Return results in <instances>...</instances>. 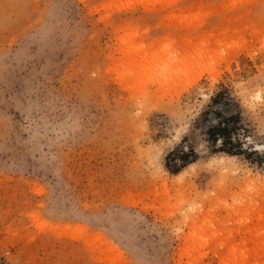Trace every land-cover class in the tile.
I'll use <instances>...</instances> for the list:
<instances>
[{
    "label": "rangeland",
    "instance_id": "rangeland-1",
    "mask_svg": "<svg viewBox=\"0 0 264 264\" xmlns=\"http://www.w3.org/2000/svg\"><path fill=\"white\" fill-rule=\"evenodd\" d=\"M0 264H264V0H0Z\"/></svg>",
    "mask_w": 264,
    "mask_h": 264
},
{
    "label": "trees",
    "instance_id": "trees-1",
    "mask_svg": "<svg viewBox=\"0 0 264 264\" xmlns=\"http://www.w3.org/2000/svg\"><path fill=\"white\" fill-rule=\"evenodd\" d=\"M213 102H217V95H215L212 98ZM205 113L207 110L205 109ZM217 115V111H216ZM218 116H222L221 112H218ZM239 115L234 114L229 117H223L224 121H217L216 123L210 125L208 129V137L209 141L214 144V148L217 147L218 141H220V146L218 147V151H222L227 153L228 155H235L241 152V142L238 140L239 138L237 137L236 131L238 130L235 125H233L231 122L235 121L238 119ZM236 130V131H235ZM235 132V133H234ZM236 148V151L234 150ZM238 150V151H237ZM217 152V149H215ZM175 156L173 152L168 154V159L170 160L171 156ZM178 160L181 162L180 167H175V169L172 168L170 165V162H166L165 166L166 168L171 171L172 173H179L181 170V167H185L189 165L190 163H193L197 160V153L193 147L188 146V150H182L178 154Z\"/></svg>",
    "mask_w": 264,
    "mask_h": 264
}]
</instances>
